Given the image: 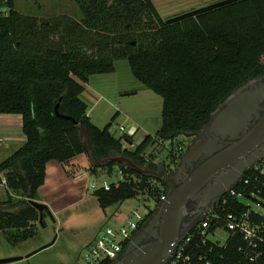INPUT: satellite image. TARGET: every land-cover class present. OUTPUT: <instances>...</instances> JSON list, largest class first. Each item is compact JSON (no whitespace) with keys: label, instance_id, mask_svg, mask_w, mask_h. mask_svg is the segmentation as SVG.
Wrapping results in <instances>:
<instances>
[{"label":"trees","instance_id":"16d2710c","mask_svg":"<svg viewBox=\"0 0 264 264\" xmlns=\"http://www.w3.org/2000/svg\"><path fill=\"white\" fill-rule=\"evenodd\" d=\"M14 1L0 0V114L21 115L25 136L24 144L0 161V181L5 177L7 191L0 202V231L13 243L32 236L33 224L40 220L29 200H37L47 164L89 154L82 133L99 161L116 153L156 170L155 156L148 149L167 142L172 146L171 164L176 165L185 150L180 138L201 130L231 94L264 76V0H222L168 19L159 15L151 0H75L87 18L72 21L68 32L74 36L79 31L76 39L91 56L81 45L49 42L48 33L59 26L37 25L22 17ZM122 27L136 33L121 34ZM143 29L150 34H138ZM119 58L127 59L132 76L162 98L160 128L134 149L123 140L133 144L135 134L115 137L110 131L115 116L103 128L96 126L80 97L90 75L113 73ZM99 170L108 178L119 172L108 190L93 191L103 209L140 196L154 198L158 205L165 196L166 182L120 162L91 164L87 169L94 175ZM237 190L245 196L254 192L264 200V173L249 169ZM157 205L144 215L124 249ZM230 205L232 210H245L236 200ZM43 218L44 212L41 223ZM197 242L194 239L192 245ZM209 248L212 264H264V247L263 255L252 259L251 248L238 233L224 246L207 242L199 251Z\"/></svg>","mask_w":264,"mask_h":264},{"label":"rangeland","instance_id":"374dc122","mask_svg":"<svg viewBox=\"0 0 264 264\" xmlns=\"http://www.w3.org/2000/svg\"><path fill=\"white\" fill-rule=\"evenodd\" d=\"M153 1L163 19L209 5L195 3L203 0ZM14 5L15 10L22 17L35 20L37 25L46 23L47 26H53V24L59 26L60 30L48 33L49 42H61V45L77 44L84 47V44L75 36L79 31H76L74 36L68 32L72 21L81 23L87 18L75 0H15ZM89 9L91 13V7ZM137 32L138 34H150L144 29ZM120 33L130 35L136 32L134 30L125 31L122 27ZM81 50L91 56L89 48L84 47ZM114 66L113 73L90 75L80 97L88 107L87 113L91 122L96 126L103 128L115 116L110 127L115 137L122 135L119 130L120 126H123L126 131H129L131 127L137 128L135 135L131 137L135 148L145 136L154 135L160 128L162 98L132 76L127 59L114 60ZM82 138L89 147V141L84 133H82ZM180 140L185 154L193 144L195 136L181 137ZM124 144L126 147L129 146L127 141ZM171 147V144L166 142L162 147L148 149L154 154L159 163L158 167L171 166L169 171L177 170L180 162L179 159L177 166L171 164ZM173 147L174 154L177 155L176 144ZM0 149V157H2L0 161H2L16 148L7 145ZM87 163L89 160L86 153L79 154L64 163L50 161L46 182L50 187L40 192L42 199L47 202L44 204L48 207V211H44L43 223L40 220L35 221L33 235L15 243L7 237L6 233L0 231V254L12 255L8 256L11 258L26 255L27 251H36L26 258L3 264H85L82 259L78 258L79 253L85 252L84 248L81 249V244L88 243L94 235H100L106 227L118 228L126 224L132 217L133 211L146 215L157 205L156 199L140 196L125 200L118 205L101 208L93 193L92 184L99 188L109 181L117 180L119 172L115 171L111 178L106 176L105 170H99L95 175L88 172L83 173ZM91 164H93L92 160ZM162 181L166 182L165 178ZM153 183L155 184L154 181ZM4 198H6V191L4 186H1L0 200ZM54 240L55 242L51 245L39 249Z\"/></svg>","mask_w":264,"mask_h":264},{"label":"water","instance_id":"95a60500","mask_svg":"<svg viewBox=\"0 0 264 264\" xmlns=\"http://www.w3.org/2000/svg\"><path fill=\"white\" fill-rule=\"evenodd\" d=\"M263 78L250 80L236 90L211 114L207 124L191 135L196 138L180 159L177 171L185 170L199 159H202L201 163L181 183L167 186L165 199L159 202L154 216L135 236L143 239L148 233L152 239L135 245L134 237L114 264H169L178 241L188 229L201 219L203 213L213 208L219 197L234 187L246 171L264 159ZM55 110L57 113V107ZM89 154L93 164L100 167L117 161L160 180L170 173L163 165L153 170L116 153L99 163L90 146ZM200 195L205 204L201 217L183 222L187 204ZM29 201L39 211L41 220L48 207L37 200ZM18 259L1 258L0 264Z\"/></svg>","mask_w":264,"mask_h":264},{"label":"built area","instance_id":"2783aa9c","mask_svg":"<svg viewBox=\"0 0 264 264\" xmlns=\"http://www.w3.org/2000/svg\"><path fill=\"white\" fill-rule=\"evenodd\" d=\"M119 130L122 135H134L137 131L135 127L126 131L123 126H120ZM250 169L264 173V159ZM241 181L242 178L234 187L221 195L214 207L203 213L201 219L188 229L185 236L178 241L169 264H212L209 258L212 248H209L207 252L199 251L201 245L206 246L207 242H212L218 246H224L228 238L236 233L240 234L247 242L248 248H251L252 259L263 255L261 246L264 247V200L254 192L245 196L238 191L237 186ZM244 182L247 183L248 179ZM1 186L6 187L5 177L1 178ZM101 187L108 190L109 184L105 183ZM92 188L97 189L95 184H92ZM163 199L165 196L161 197V200ZM235 200L245 206L244 211L232 210L230 204ZM132 213V217L126 224L118 228L106 227L95 238L82 255V261L85 264H106V262L114 264L119 260L124 250V242L132 237L144 218V215L136 211ZM194 239L198 242L193 246Z\"/></svg>","mask_w":264,"mask_h":264},{"label":"crops","instance_id":"0c3cea01","mask_svg":"<svg viewBox=\"0 0 264 264\" xmlns=\"http://www.w3.org/2000/svg\"><path fill=\"white\" fill-rule=\"evenodd\" d=\"M151 1L154 3L153 0H151ZM220 1H222V0H203V1H196L195 3L203 4V5H206V4L210 5V4H214V3L220 2ZM154 6L156 7L155 3H154ZM202 7H205V6H202ZM196 9H198V8H196ZM22 135H23V133H22V118H21V115H19V114H0V140H1L0 141V148L4 147V146H7V145H11V146H15V148H16L15 151H16L25 142V136L24 135L22 136ZM128 147L130 149H134L133 144H129ZM11 152L13 153L14 151H11ZM12 153H10L9 156ZM87 157H88L89 163H87V165L84 166L85 170H83V173L88 172L87 169L91 165L90 154H87ZM0 158H2V157H0ZM155 162L157 164H159L156 159H155ZM49 163L46 166V177H45L44 183L39 187V189L37 191V201H39V202H41L43 204L44 203L47 204V202L44 199H42L43 197H42V194H40V192L42 190H45L46 188L50 187L49 184L48 185L46 184L47 178H48L47 177L48 176V168H49V165H50ZM4 188H5V191H6V187H4ZM5 200H6V198H4L2 201H5ZM2 201L0 200V202H2ZM96 237H98V236L94 235L88 243L81 244V247H82L81 249L84 248V250L86 252V250L93 243V241L95 240ZM56 239H57V237H56ZM55 240L50 242V243H48V244H46V245H44V246H42V247H40L39 249H42L44 247H47V246L51 245L53 242H55ZM35 251H31V252L27 251L26 255H20V256H18V258H24V257L26 258L27 256H29L30 254H32ZM82 254L83 253H79V257H78L79 259H82ZM8 256H12V255L0 254V259L4 258V257L5 258H9ZM12 258H14V257H12Z\"/></svg>","mask_w":264,"mask_h":264},{"label":"flooded vegetation","instance_id":"af4514ba","mask_svg":"<svg viewBox=\"0 0 264 264\" xmlns=\"http://www.w3.org/2000/svg\"><path fill=\"white\" fill-rule=\"evenodd\" d=\"M261 81H262L261 83H264V78ZM201 160L202 159H199V160L193 162L191 164V166H187V168L185 170H180V169H178V171L177 170H171V171H169L170 172L169 175L165 174L164 178H165V181L167 183V186L169 184L178 185L179 183H181L183 181V179L187 178L189 176V174L191 173V171L201 163ZM177 164H178V162H177ZM177 164H176V166H177ZM170 167L168 166L166 168V170H169ZM202 198H203V196L200 195L199 197L193 198V199H191V201H189V203L186 206V211L184 214L183 222L196 221L201 217L200 212L205 208L204 207L205 204L203 203L204 201ZM151 239H152L151 234L147 233L143 239H139V237L137 236V237H135L134 241H135V245H139V244L146 242V241H149Z\"/></svg>","mask_w":264,"mask_h":264}]
</instances>
